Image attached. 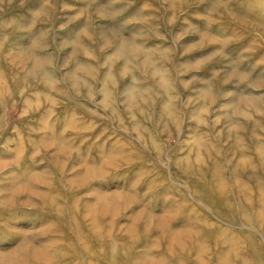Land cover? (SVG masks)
I'll use <instances>...</instances> for the list:
<instances>
[{
	"label": "rangeland",
	"instance_id": "374dc122",
	"mask_svg": "<svg viewBox=\"0 0 264 264\" xmlns=\"http://www.w3.org/2000/svg\"><path fill=\"white\" fill-rule=\"evenodd\" d=\"M0 93L14 264L264 258V0H0Z\"/></svg>",
	"mask_w": 264,
	"mask_h": 264
},
{
	"label": "bare ground",
	"instance_id": "6f19581e",
	"mask_svg": "<svg viewBox=\"0 0 264 264\" xmlns=\"http://www.w3.org/2000/svg\"><path fill=\"white\" fill-rule=\"evenodd\" d=\"M2 87L4 88V90L8 87V84H7V82L6 81H3L2 82ZM4 90H1V91H4ZM10 90V89H9ZM14 99L11 97V98H8V100H4V98H3V95L0 93V117H2L3 118V116L6 114V112H7V110H8V108L9 107H11L15 102L13 101ZM56 105V104H55ZM51 113V112H50ZM63 121V120H62ZM66 121H67V118H66ZM31 136V135H30ZM31 167V166H30ZM29 169V168H28ZM26 170V169H25ZM92 172V171H91ZM90 172V173H91ZM24 173V172H23ZM29 173V172H28ZM89 173V172H88ZM100 173H102V170H100ZM103 174V173H102ZM35 176V175H34ZM16 177V176H15ZM39 177V176H38ZM16 179V178H15ZM15 179H14V181L11 183L12 185H13V187L11 186V184H10V186H9V188H7V189H9L10 190V195H8V197H6L5 199H1L0 198V209L1 210H5V209H12V207H14L15 208V206H16V204L18 203V198H19V196H20V194L23 192V191H25L26 193H32L33 191H34V186H29V184H31L30 182L31 181H29L28 183V185H27V182H25L24 184H26V187L24 188L23 186H21V185H19L18 186V183H16L15 182ZM18 181V180H17ZM28 181V180H27ZM21 183H23V182H21ZM20 184V183H19ZM33 184V183H32ZM25 186V185H24ZM3 190V189H2ZM4 191V190H3ZM0 192H1V190H0ZM213 192V194L211 195V193ZM218 192V188H213V189H211L210 190V194H205V193H202V196H204V197H207V198H209V199H212L213 200V195H217L216 193ZM32 195V194H31ZM211 197V198H210ZM215 200H220V199H215ZM29 201V200H28ZM30 202V201H29ZM103 205V204H102ZM108 205V204H107ZM223 207H225V211H227V210H229L230 209V207H229V204L227 203V201H224V204H223ZM108 208H110V207H108ZM103 210V209H102ZM107 210V209H106ZM263 211H264V209H263ZM246 216V218H248L249 216H247V215H245ZM250 241H249V243H248V245H249V247H250V250H251V255H250V257L249 258H251V260H250V262H252V263H256V264H264V258H263V250L260 248V245H258V243H257V241H256V237H255V235H250V239H249ZM28 247V246H27ZM26 247V248H27ZM230 247V246H229ZM232 247V246H231ZM25 248V247H24ZM42 249L44 250H41L40 251V253L37 251V250H35V249H31V248H27L26 249V252H28V255L30 254H32L31 256H33L34 257V259H33V261H36L37 262V260H38V258L39 257H37L39 254H43V252L44 253H46L47 251L42 247ZM47 249V248H46ZM34 250V251H33ZM43 251V252H42ZM235 249H232V250H230V254H229V256H226L225 258H224V260L220 263V264H230V261H231V259H232V257L234 258V257H238V256H235V255H237V254H235ZM34 252V253H33ZM36 252H38L37 254H36ZM23 253V252H22ZM16 254V253H15ZM235 254V255H234ZM14 255V254H13ZM26 254H24V256H25ZM46 255V254H45ZM223 255V254H222ZM16 256V255H15ZM14 256V257H15ZM23 256V255H22ZM14 257L13 258H11V257H9V259H8V255H3V254H0V264H14ZM240 258H241V256H239ZM17 258V257H16ZM21 258V257H20ZM23 258V257H22ZM28 258V257H27ZM5 259H7V262H5L6 260ZM32 259V258H31ZM18 260V259H17ZM25 260H26V258H25ZM24 260V261H25ZM243 259H241V261H242ZM9 261V262H8ZM21 261V260H20ZM22 262V261H21ZM27 262V261H26ZM15 264H17V263H15ZM18 264H19V261H18ZM241 264H245V262H241Z\"/></svg>",
	"mask_w": 264,
	"mask_h": 264
}]
</instances>
